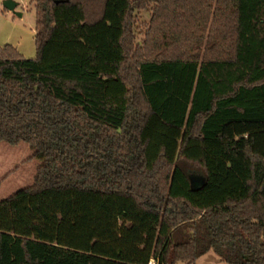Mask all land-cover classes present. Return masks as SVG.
<instances>
[{
	"label": "trees",
	"instance_id": "16d2710c",
	"mask_svg": "<svg viewBox=\"0 0 264 264\" xmlns=\"http://www.w3.org/2000/svg\"><path fill=\"white\" fill-rule=\"evenodd\" d=\"M56 1L36 58L0 47V144L39 162L0 264H264V152L226 134L264 124V0Z\"/></svg>",
	"mask_w": 264,
	"mask_h": 264
},
{
	"label": "rangeland",
	"instance_id": "374dc122",
	"mask_svg": "<svg viewBox=\"0 0 264 264\" xmlns=\"http://www.w3.org/2000/svg\"><path fill=\"white\" fill-rule=\"evenodd\" d=\"M6 0H0V31L4 30V35L1 39V43H6V34H14L11 26H6L5 23L10 21L17 26H24L27 29H34L36 27V9L32 0H13L18 3L17 12L23 13L24 17L20 18L13 12L9 11L3 6ZM140 22H149L150 15L148 13L139 14ZM147 26H140L136 28L137 38L142 39L143 33ZM19 32H16V34ZM5 41V42H4ZM264 129V124H250V123H238L230 125L226 128V134L228 136L235 137L237 140V149L241 150L246 138L248 140L253 139V148L259 152H264V130L259 132L258 128ZM247 136V137H245ZM149 150V160H151L154 151L156 150V144H152ZM183 143V137L179 135L175 137L172 142H169V149L172 146H180ZM177 152V151H176ZM185 169L200 170L199 165H194L187 160L181 162ZM39 162L33 159V150L25 145L10 146L5 143L0 144V201L7 199L20 189L29 187L34 182V177L38 169ZM153 262V261H152ZM151 262V264H152ZM183 264V263H180ZM195 264H226L213 252L201 257Z\"/></svg>",
	"mask_w": 264,
	"mask_h": 264
},
{
	"label": "crops",
	"instance_id": "0c3cea01",
	"mask_svg": "<svg viewBox=\"0 0 264 264\" xmlns=\"http://www.w3.org/2000/svg\"><path fill=\"white\" fill-rule=\"evenodd\" d=\"M22 17L24 14L22 13ZM21 17V18H22ZM6 26H11L14 34L9 33L6 34V43H1V39L3 37L4 30L0 31V47L3 48L7 45L15 48L19 54H21L26 59H34L37 56V48H36V27L34 29H27L24 26H17L14 23H10L7 20L5 23ZM16 32H19L16 34ZM5 42V41H4ZM259 132H263V128H258Z\"/></svg>",
	"mask_w": 264,
	"mask_h": 264
},
{
	"label": "water",
	"instance_id": "95a60500",
	"mask_svg": "<svg viewBox=\"0 0 264 264\" xmlns=\"http://www.w3.org/2000/svg\"><path fill=\"white\" fill-rule=\"evenodd\" d=\"M63 2L62 0L56 1V3H61ZM3 6L8 9L9 11L13 12L15 15L18 17H22V13L17 12V7L18 3H16L13 0H6L3 3ZM190 180H191V187L194 190L200 189L205 185L206 179L203 175L201 174H192L190 175Z\"/></svg>",
	"mask_w": 264,
	"mask_h": 264
},
{
	"label": "built area",
	"instance_id": "2783aa9c",
	"mask_svg": "<svg viewBox=\"0 0 264 264\" xmlns=\"http://www.w3.org/2000/svg\"><path fill=\"white\" fill-rule=\"evenodd\" d=\"M152 264H155V261H153Z\"/></svg>",
	"mask_w": 264,
	"mask_h": 264
}]
</instances>
